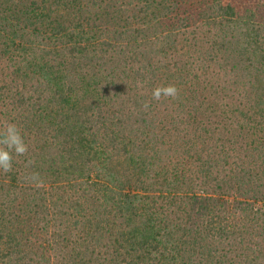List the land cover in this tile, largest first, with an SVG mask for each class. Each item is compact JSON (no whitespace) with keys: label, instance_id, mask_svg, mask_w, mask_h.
Masks as SVG:
<instances>
[{"label":"trees","instance_id":"16d2710c","mask_svg":"<svg viewBox=\"0 0 264 264\" xmlns=\"http://www.w3.org/2000/svg\"><path fill=\"white\" fill-rule=\"evenodd\" d=\"M9 122L0 264H264V0H0Z\"/></svg>","mask_w":264,"mask_h":264},{"label":"clouds","instance_id":"9594fccd","mask_svg":"<svg viewBox=\"0 0 264 264\" xmlns=\"http://www.w3.org/2000/svg\"><path fill=\"white\" fill-rule=\"evenodd\" d=\"M178 94L174 85L156 87L153 89L152 97L155 100L161 97H173ZM145 107H148L146 104ZM28 150L21 130L14 122H9L7 126L0 129V170L8 172L12 169L13 154L24 155Z\"/></svg>","mask_w":264,"mask_h":264}]
</instances>
